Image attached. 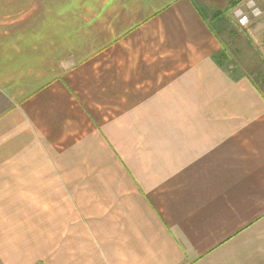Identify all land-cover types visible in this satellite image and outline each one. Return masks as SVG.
Returning <instances> with one entry per match:
<instances>
[{
  "label": "crops",
  "instance_id": "obj_1",
  "mask_svg": "<svg viewBox=\"0 0 264 264\" xmlns=\"http://www.w3.org/2000/svg\"><path fill=\"white\" fill-rule=\"evenodd\" d=\"M233 1L102 0L62 61L0 22V196L83 214L42 264H264V92L209 18Z\"/></svg>",
  "mask_w": 264,
  "mask_h": 264
},
{
  "label": "rangeland",
  "instance_id": "obj_2",
  "mask_svg": "<svg viewBox=\"0 0 264 264\" xmlns=\"http://www.w3.org/2000/svg\"><path fill=\"white\" fill-rule=\"evenodd\" d=\"M100 1L0 0V22L16 18L28 22L32 43L62 61L72 38L71 20L83 19L88 12L89 17L99 13ZM250 2L264 9L262 0H243L237 6L231 4L219 20L213 14L209 18L221 44L220 64L232 73L248 76L264 92V14L253 16ZM239 8L251 18L245 26L236 15ZM76 197L0 196V264H42V259L53 256L68 260V242L73 238L69 226L83 217L80 208L75 211Z\"/></svg>",
  "mask_w": 264,
  "mask_h": 264
},
{
  "label": "built area",
  "instance_id": "obj_3",
  "mask_svg": "<svg viewBox=\"0 0 264 264\" xmlns=\"http://www.w3.org/2000/svg\"><path fill=\"white\" fill-rule=\"evenodd\" d=\"M262 2L264 7V0H262ZM249 5L252 9L251 14L253 16L258 17L264 14V9H262L260 6H257L255 2H250ZM236 15L238 16L239 23L242 26H245L250 22V16L243 9H236Z\"/></svg>",
  "mask_w": 264,
  "mask_h": 264
},
{
  "label": "trees",
  "instance_id": "obj_4",
  "mask_svg": "<svg viewBox=\"0 0 264 264\" xmlns=\"http://www.w3.org/2000/svg\"><path fill=\"white\" fill-rule=\"evenodd\" d=\"M243 0H235V1H233L232 2V6H237L239 3H241ZM223 14H224V12H217L216 14H214V18L216 19V20H219L220 18H222L223 17Z\"/></svg>",
  "mask_w": 264,
  "mask_h": 264
}]
</instances>
